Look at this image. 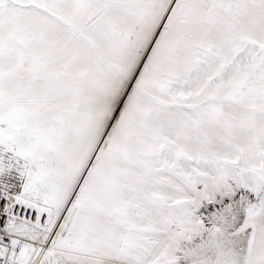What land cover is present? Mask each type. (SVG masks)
<instances>
[{
  "label": "snow or ice",
  "instance_id": "6c2138e0",
  "mask_svg": "<svg viewBox=\"0 0 264 264\" xmlns=\"http://www.w3.org/2000/svg\"><path fill=\"white\" fill-rule=\"evenodd\" d=\"M0 264H264V0H0Z\"/></svg>",
  "mask_w": 264,
  "mask_h": 264
}]
</instances>
